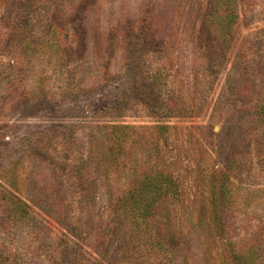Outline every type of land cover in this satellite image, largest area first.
<instances>
[{"label":"rangeland","instance_id":"1","mask_svg":"<svg viewBox=\"0 0 264 264\" xmlns=\"http://www.w3.org/2000/svg\"><path fill=\"white\" fill-rule=\"evenodd\" d=\"M0 264H264V0H0Z\"/></svg>","mask_w":264,"mask_h":264}]
</instances>
